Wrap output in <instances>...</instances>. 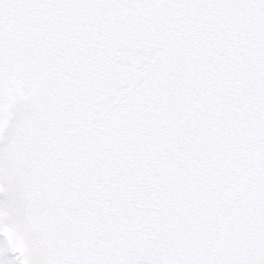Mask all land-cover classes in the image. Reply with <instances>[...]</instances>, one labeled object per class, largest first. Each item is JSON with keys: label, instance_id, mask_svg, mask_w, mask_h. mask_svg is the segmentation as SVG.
<instances>
[{"label": "snow or ice", "instance_id": "snow-or-ice-1", "mask_svg": "<svg viewBox=\"0 0 264 264\" xmlns=\"http://www.w3.org/2000/svg\"><path fill=\"white\" fill-rule=\"evenodd\" d=\"M0 264H264V0H0Z\"/></svg>", "mask_w": 264, "mask_h": 264}]
</instances>
